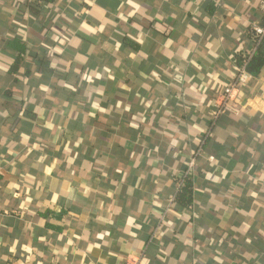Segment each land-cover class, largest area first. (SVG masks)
<instances>
[{
	"label": "crops",
	"instance_id": "0c3cea01",
	"mask_svg": "<svg viewBox=\"0 0 264 264\" xmlns=\"http://www.w3.org/2000/svg\"><path fill=\"white\" fill-rule=\"evenodd\" d=\"M262 2L0 0V264H264Z\"/></svg>",
	"mask_w": 264,
	"mask_h": 264
},
{
	"label": "built area",
	"instance_id": "2783aa9c",
	"mask_svg": "<svg viewBox=\"0 0 264 264\" xmlns=\"http://www.w3.org/2000/svg\"><path fill=\"white\" fill-rule=\"evenodd\" d=\"M261 11H262V20L260 23H254L251 25L249 29V36L252 41V49L248 55V59L252 56L254 51L258 48L259 44L264 40V2L261 3ZM235 79L232 83L227 85L216 104L214 105L213 111L211 113V122L210 126L215 125L218 118L225 113H236L237 109L233 106L236 98V93L238 92L239 86L247 83L252 77L246 70V64L241 66H235ZM209 130L206 131L204 139L209 137ZM210 161L213 160L212 157L209 158ZM185 177V176H183ZM182 181L176 185V192L179 190ZM126 264H137L136 261H127Z\"/></svg>",
	"mask_w": 264,
	"mask_h": 264
},
{
	"label": "trees",
	"instance_id": "16d2710c",
	"mask_svg": "<svg viewBox=\"0 0 264 264\" xmlns=\"http://www.w3.org/2000/svg\"><path fill=\"white\" fill-rule=\"evenodd\" d=\"M264 40L259 44L252 56L248 59V55H236V65L241 66L246 64V70L249 74L256 77L260 74L264 67ZM9 47L16 53V60L10 65L9 73L15 74L20 59L24 56L26 47L23 43L14 39L9 43ZM182 181L179 190L176 192L172 207L183 210H190L193 204V183L188 177H179L175 179V185ZM45 215V214H44ZM44 215H42L44 217Z\"/></svg>",
	"mask_w": 264,
	"mask_h": 264
}]
</instances>
